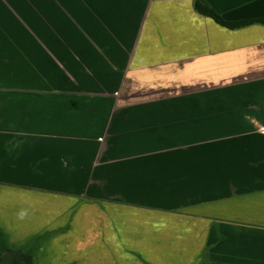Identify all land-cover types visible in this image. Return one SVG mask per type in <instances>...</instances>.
Instances as JSON below:
<instances>
[{
    "label": "crops",
    "instance_id": "1",
    "mask_svg": "<svg viewBox=\"0 0 264 264\" xmlns=\"http://www.w3.org/2000/svg\"><path fill=\"white\" fill-rule=\"evenodd\" d=\"M195 3L0 0V188L71 202L35 264H264V24Z\"/></svg>",
    "mask_w": 264,
    "mask_h": 264
},
{
    "label": "rangeland",
    "instance_id": "2",
    "mask_svg": "<svg viewBox=\"0 0 264 264\" xmlns=\"http://www.w3.org/2000/svg\"><path fill=\"white\" fill-rule=\"evenodd\" d=\"M74 13L78 14L79 12L77 11ZM70 23L72 26H80L79 24H76L78 23L76 19H73ZM4 30L6 32L7 30L11 32L12 29H7V27H5ZM26 31L34 35L33 29L27 27V25ZM5 192H7L5 187L0 188V196L2 195V197H5L6 199L3 204V213H5L4 220H1L0 222L4 223L6 226H0V241H5L11 249L16 250L18 248L29 247L34 251V249L40 245L41 241L43 242L47 239V237H42L43 234L40 237V233L46 232L45 234L49 236L48 234L51 228H59L61 226L60 223L58 224L59 221L56 222L55 219L50 220L49 212H53L52 216H56L58 212L66 213V211L69 210V207H66V205L69 206L71 204V202L65 204L64 201H69L64 200V196H56L57 201H59L56 202L54 200L55 194L45 193L34 188L21 187L18 192H16V195H11L10 193L5 195ZM14 200H18V204L15 203ZM5 206H7V208H5ZM8 212L9 217H12L14 213H16L17 215H20L21 219L5 220Z\"/></svg>",
    "mask_w": 264,
    "mask_h": 264
},
{
    "label": "trees",
    "instance_id": "3",
    "mask_svg": "<svg viewBox=\"0 0 264 264\" xmlns=\"http://www.w3.org/2000/svg\"><path fill=\"white\" fill-rule=\"evenodd\" d=\"M196 9L202 15L208 16L217 23L228 28H241L254 23L264 24V17L227 21L218 14L205 0H196ZM6 244V245H4ZM0 264H35L32 248L11 249L5 241H0Z\"/></svg>",
    "mask_w": 264,
    "mask_h": 264
}]
</instances>
